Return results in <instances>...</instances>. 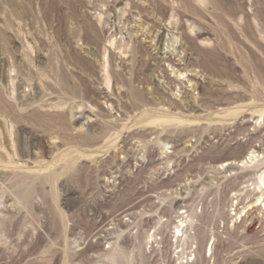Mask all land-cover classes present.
<instances>
[{"label": "rangeland", "instance_id": "rangeland-1", "mask_svg": "<svg viewBox=\"0 0 264 264\" xmlns=\"http://www.w3.org/2000/svg\"><path fill=\"white\" fill-rule=\"evenodd\" d=\"M8 1L14 15L6 28L2 9L7 0H0V30L6 33L4 40L0 38V114L7 119L4 125L0 117L2 131L11 133L13 149H29L43 158L53 159L58 153L45 151L51 142L60 151L75 147L93 151L94 156L78 158L73 174L57 180L63 223L48 184L37 182L31 203L23 207L15 191L18 178L0 173V264H64L65 254L69 264H108L105 255L113 242L129 252L144 230H152L158 217L174 223L178 212L192 208L201 213L197 223L205 231L204 242L209 239L210 243L211 235L216 240L212 256L202 253L195 260L193 254L189 256L193 264H264L261 214L253 213L236 225L227 217L228 212L234 213L237 202L240 207L255 198L251 191L254 170L239 168L237 162L253 149L264 150V118L256 122L258 112L249 104L250 94L243 91L259 82L264 87V37L256 20L250 17L249 25L243 20L239 30L219 10L212 11L210 4L197 1L209 12L204 15L206 32L196 35L182 9L174 12L169 8L157 16V0ZM235 1L243 2L249 13L258 10L264 20V0ZM100 15L104 16L101 23ZM154 16L160 18L165 37L172 30L170 22L182 17V30L195 38L198 49L193 52L198 57L181 62L175 53H161L162 58L133 61L130 49L134 40L144 41L141 25L156 20ZM237 17L242 20L239 13ZM19 25L15 35L13 28ZM214 36L222 37L224 47L215 55L211 51ZM162 43L164 52L166 42ZM12 50L22 62L19 51L23 50L31 68L37 67L42 77L27 79L17 73ZM168 57L176 65L187 66L188 75L190 69L203 68L204 58L214 57L219 68L233 61L239 71L214 77L206 73L199 78L205 89L200 95L210 100L186 111L199 115V122L164 130L137 125L134 119L144 106L158 109L159 100L165 98L162 92L175 99L184 94L191 100L189 83L170 71L169 60H164ZM228 81L235 87H227ZM60 89L66 92L61 94ZM232 103L249 104L250 108L228 123L207 119L208 111ZM70 105L77 119L73 125L85 124L81 132L72 130ZM109 131H117L120 137L114 147L106 149ZM157 138L169 145L166 153L161 154L162 143ZM223 164L227 165L222 168ZM169 230L164 229L166 242ZM135 234L139 236L136 242ZM145 252V264H173L175 253L165 243L161 250L148 246ZM133 256L134 264H140L137 251Z\"/></svg>", "mask_w": 264, "mask_h": 264}, {"label": "bare ground", "instance_id": "bare-ground-1", "mask_svg": "<svg viewBox=\"0 0 264 264\" xmlns=\"http://www.w3.org/2000/svg\"><path fill=\"white\" fill-rule=\"evenodd\" d=\"M197 1H200L201 2L200 4L202 3L208 4V5L210 4L212 11L219 10L220 13H222V15L234 27H237L239 30L242 28V21L244 20L245 21L244 23L245 24L248 23L249 25V19L250 17H252L257 22L258 32L260 34H263V37H264V20H262L259 17L258 10L252 9L251 12L249 13L247 12L246 7L244 6L243 2H237L235 0H157L155 1L156 2L155 8L158 14L160 13L157 16H163V12H165L166 9L169 10V8L174 12L177 9H182L184 12V15L188 16V17L185 16L186 22H189L188 27L193 32L195 31L196 35H199L200 33L206 32L203 26L204 25L203 22L205 21L204 15L205 13L209 12V10L207 7H205V5L203 6L198 5L196 3ZM8 2L9 1L7 0V6H5L2 9V13L5 17V27L6 28L10 27L8 22L10 20V17L14 15V11L10 8V6H8ZM148 12L150 13V10ZM238 13L242 16L241 17L242 20H240V17L239 18L237 17ZM159 19L160 18L157 17L156 20L154 21L149 20L151 21V23H148V21H143L141 25L142 30L140 29L142 31L140 33V36L145 35V36H141L144 38L143 39L144 41L142 42L140 39L134 40L133 46L130 49L131 50L130 57L133 61L144 62L146 59L150 57L155 60L158 58H162L159 55L161 53H164L166 56L167 54L175 53V55L179 58L181 62L189 61L190 58H193V55L198 57V53L196 52L198 49V45L195 42L196 41L195 38H192V36H190L189 34L185 33L182 30L183 28V23L181 24L182 17L180 18L181 20L180 19L175 20L174 23L170 22L172 24V30L171 29L168 30L166 37L164 35V32L161 31L162 26L159 27L160 26L158 24ZM102 21H104V16L100 15L98 17V22L101 23ZM13 29H14L15 35H18L17 33H18V30L20 29V25L16 26ZM5 37H6L5 31L0 30V38L4 40ZM221 38L219 36L213 37L214 47L212 48L213 50L211 51H213L212 53H214V55H215V51L217 52L220 49H224L223 45L220 42ZM209 39L211 40V37H209ZM163 40L166 42V45L164 47L167 50L164 52H161V46L163 44L162 43ZM177 42H179V46H176ZM256 45L258 46L257 43ZM193 50H196V51L193 52ZM19 52H21V57L23 58V62L18 57L19 55H17L16 51L12 50L11 52L12 54L11 57H12L13 62H15L14 66H16L17 68V73L24 75L27 79L34 78L35 76L39 78L40 76L42 77L41 71L37 67L31 68L30 60L27 54L23 50H20ZM81 56L82 55H80V57ZM247 57L249 56L247 55ZM214 58L213 59L204 58V60L201 59L203 60L202 62L204 64V65L202 64L203 68L198 71L194 69H190L191 74L189 75L191 76L187 74V72L189 71L187 69V66L176 65V63H174L175 61L171 60L169 57L168 59H164V60H169V63L167 64L168 66H170V71L176 75L177 79L181 80V78H184V79L186 78V81L189 83V88L191 92L190 93L191 100H188L187 95H184V94L183 96H180L179 98H176V99L171 98V96L169 97V95L165 94L166 92L163 93L161 91L163 94L162 96H164L165 98L168 97L167 101L164 100L165 98L162 97L163 99L159 100L160 103L157 104L158 109H154V107L149 108L147 106H144V109L138 115H136L134 119V123L137 125H152L154 127H159L161 130H164L166 127H169V126L186 128V127H189L192 123H197V121L199 122V120L202 119L199 115H193V114L190 115V113L189 114L186 113V111H188L189 108L200 107L202 106V103L208 102L210 100L208 98L206 101L205 99L201 97L200 93L201 91H203L204 87H203V83L200 81L199 78L206 73L214 77L215 74L220 75L223 72H224L223 75L227 76L228 74H232L234 72L239 71V68H237L236 63L233 61H228L223 69L219 68L217 65L218 63L216 64ZM32 70H34V72ZM244 74H246L247 76V73L245 71H244ZM54 80L59 82L57 78H55ZM218 81L219 80L215 82L219 83ZM230 81L227 82V85H228L227 87L229 88L235 87L233 83H231ZM131 83L132 84H130V86H133L132 81ZM259 83L257 87L253 86L252 89H248L247 87L243 88V91L245 93L250 94L249 104L250 106L252 105L251 108L258 112L257 121H256L258 123H260V121H263V118H264V87L263 85ZM208 86L209 85H207L206 87ZM60 90H62V92L60 91L61 94L63 92H66L65 89H60ZM186 90L189 91V89H186ZM249 104L248 105L242 104V103L237 104V105L233 104L234 106L228 104L226 107H222V108H219L218 106V108H216L214 111H211V110L208 111V114H206L207 119L218 120L221 123H228L232 121L234 118H236L237 116L241 115L245 110H248L250 108ZM164 105H167V107L163 108ZM208 106L210 107L211 104ZM208 106L207 108H209ZM204 107L206 106L204 105ZM72 108L73 106L70 105L69 115L71 118V123L73 125L76 123L77 119L74 117ZM0 117H2L4 121L3 122L4 125H7L6 115L3 114L1 116L0 114ZM84 125L85 124H83L81 127H78V128L73 125L72 130L75 129L81 132L83 130L82 127ZM10 136H11V133L8 131L7 133L3 132L0 126V173L13 175L16 178H18L19 182L15 186L16 187L15 191L23 207H27L31 203L32 194L35 191V184L37 182L41 183L42 185L48 184V193L51 194V197H52L51 199L56 209V214L59 216V218L61 219L63 223L64 214L59 209L58 207L59 205L57 201V195H58L57 194V180L63 174H66L69 176L73 174V171L75 169V162L78 158L80 157L92 158L94 156V152L89 151V150L88 151L80 150V149L78 150L75 147H71L64 151H60V147L57 144L55 143L53 144V142H51V143L46 144L45 151L50 154L53 151H57L58 153L53 159L43 158V156L40 155L39 153L31 151L29 149H25V150L18 149V148L13 149L12 147L14 146V141L10 139ZM119 137H120V134L117 131H109L107 135H105L107 142L105 143L104 147L106 149L114 147ZM11 141H13L12 146H11ZM157 143L161 144L162 141L159 138H157ZM168 146L169 145H167V143L161 144V146L159 147L161 149V154L167 152V150L169 149ZM227 164H223L222 168H224ZM237 164L239 168L250 167V169L252 168L254 170L253 177L251 179V185H252L251 191L254 193L255 198L250 204H243L240 207L238 206L240 204L237 202L236 206L233 207L234 213L228 212L227 217L228 219L232 220L231 222L233 223V225H236L237 221L239 222L242 220L246 221L248 218L253 217V213H255V215L261 214L262 218L264 219V150L262 152H257V150H254V149L251 150L250 152H248L245 158L237 162ZM230 201H232V199ZM232 204L233 203L231 202V205ZM183 212L185 214H183ZM200 217H201V213H198L196 208L189 209V211H186V210L182 211L180 214L178 212L176 215V218L178 219L174 223H171L169 221H162V218L158 217L157 221L152 226V230L151 228L144 230L141 235V239L138 241L137 244L134 243L133 249L131 251L128 252L123 247H121L116 241L113 242L112 248L105 255L109 261L108 264H134V260H135V257L133 256L134 251L138 252V255L140 258V264H145V257H146L145 249L149 246V248L161 250L164 247V243L166 246H169V248L172 249V252L175 253L173 257V264H193L194 262L193 260L197 258H201L202 253H203V256H205L206 254H208L209 256H212L213 249L215 247L214 242L216 240L214 238V235H211L213 238L211 239L212 241H210L209 243V239H208L206 240V242H204L205 240L204 238L206 236L205 231L199 229V225L197 223ZM165 228L170 229L169 231L171 232L170 238L167 242L166 240H164V229ZM138 237H139L138 234L134 235L135 242L136 240H138ZM172 238H174V240H172ZM191 254H193L194 256L193 260L189 258ZM63 263L69 264V257L67 256V254L64 255ZM162 264H165L164 261H162Z\"/></svg>", "mask_w": 264, "mask_h": 264}]
</instances>
